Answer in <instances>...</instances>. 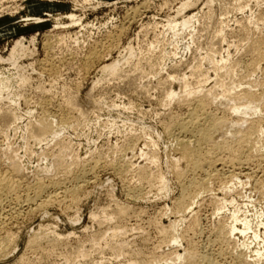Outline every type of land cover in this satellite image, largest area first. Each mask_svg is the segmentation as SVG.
Here are the masks:
<instances>
[{"label": "rangeland", "instance_id": "obj_1", "mask_svg": "<svg viewBox=\"0 0 264 264\" xmlns=\"http://www.w3.org/2000/svg\"><path fill=\"white\" fill-rule=\"evenodd\" d=\"M192 16L189 30L167 27ZM263 51L264 0H0V73L8 81L0 90V181L9 187L0 201L7 211L14 207L0 218V264H186L176 255L187 258L191 249L218 264H264L255 255L264 253ZM114 61L116 74L101 71ZM248 89L263 103L244 120L230 110L246 105L241 91ZM210 117L224 124L198 149L195 128L208 129ZM228 122L243 128L240 137ZM180 123L192 125L188 148L210 162L236 161L232 152L240 151L249 178L227 176L228 167L224 174L191 170L177 141ZM41 124L52 126L46 136L35 134ZM251 125L262 132L245 134ZM237 144L243 152L233 150ZM51 181L63 190L49 204ZM35 193L38 205L27 207ZM234 212L237 220L253 219L260 239L251 232L230 237ZM242 219L234 224L239 230ZM241 243L250 245L248 258L239 257Z\"/></svg>", "mask_w": 264, "mask_h": 264}, {"label": "bare ground", "instance_id": "obj_2", "mask_svg": "<svg viewBox=\"0 0 264 264\" xmlns=\"http://www.w3.org/2000/svg\"><path fill=\"white\" fill-rule=\"evenodd\" d=\"M184 3H185V2H184ZM188 3L192 5V3H190V1H189V2H187L186 4H183V5H182V8H179L178 10L183 9V10H181V11H184V8L187 9L188 7H190L191 5L188 6ZM187 6H188V7H187ZM180 7H181V6H180ZM186 9H185V10H186ZM181 11H178L179 13L177 12V15H180ZM71 16H72V15H71ZM71 16H70V18L72 19ZM193 16H194V15H193ZM193 16H192V17H189V18L187 17L186 19H185V17H184V19H182V21H180V24L177 23V22H175V21L173 20V18H172L173 21H172V20H171V21L169 20V21H168V24H167V27H168L169 29H172V30L175 29V30H176V28L178 27V25H180V27H182V28H185V27L187 28V27H188V30H189V29H190V28H189V25H191V23H193V22H192V19L194 18ZM134 17H135V16H134ZM73 18H74V17H73ZM71 19H70V20H71ZM35 20H36V19H35ZM74 20H75V19H73V21H74ZM72 23H73V22H72ZM194 23H196V22H194ZM196 24H197V23H196ZM191 27H192V25H191ZM165 28H166V26H165ZM182 28H181L180 31L184 30V29H182ZM186 30H187V29H186ZM191 30H192V29H191ZM172 32H173V31H172ZM174 32H175V31H174ZM178 32H179V31H178ZM175 33H176V32H175ZM180 33H181V32H180ZM176 35H177V37H178V33H177ZM176 35L174 34V36H176ZM174 36H173V37H174ZM175 40H177V39H175ZM19 42H21V41H19ZM174 42H175V41H174ZM17 44H19V43H17ZM14 45H15V44H14ZM19 45H20V44H19ZM151 45H152V44H151ZM175 46H176V45H175ZM259 46H260V45H259ZM261 46H262V45H261ZM259 48H260V47H259ZM153 49H154V48H153ZM11 51H12V50H11ZM20 51H21V50H20ZM151 51H153V50H151ZM14 52H16V51L14 50ZM22 52H24V51L22 50ZM263 52H264V51H263ZM13 54H14V53H13ZM13 54L10 55V56H12V60H13ZM20 54H21V53H20ZM20 54H18V55H20ZM249 55H250V54H249ZM263 55H264V54H263ZM23 56H24V55H23ZM18 57H19V56H18ZM261 57H262V56H261ZM9 58H10V57H9ZM15 59H16V58H15ZM159 59H160V58H159ZM162 60H163V59H162ZM1 61H2V60H1ZM10 61H11V60H10ZM147 61H148V60H147ZM15 62H16V61H15ZM15 62H14V63H15ZM125 62H126V61H125ZM10 63H11V62H10ZM240 64H241V63H240ZM257 64H258V63H257ZM118 65H120V64H118V62H115V61H114L113 63H110L109 65H105L104 67H102V70H101V71H103V72H107V73H105V74H109V73H110L111 75H112V74H116L117 71H118V68H119ZM237 65H238V64H237ZM16 66H17V65H16ZM235 66H236V65H235ZM159 67H160V66H159ZM221 68H222V67H221ZM215 71H216V70H215ZM118 73H119V72H118ZM224 75H225V74H224ZM222 76H223V75H222ZM223 77H224V76H223ZM218 78H219V77H218ZM116 79H117V78H116ZM167 79H168V78H167ZM246 79H247V78H246ZM181 80H182V79H181ZM218 81H219V80H218ZM7 82H8L7 79H4V78L2 77V74L0 73V90H1L2 88H4V87L7 86V84H8ZM184 83H185V82H184ZM223 83H224V82H223ZM185 84H186V83H185ZM185 84H184V85H185ZM189 86H190V85H189ZM233 86H234V85H233ZM233 86H232V87H233ZM235 86H236V85H235ZM180 87H181V86H180ZM185 87H186V86H185ZM187 87H188V85H187ZM225 87H226V86H225ZM227 87H228V86H227ZM183 88H184V87H183ZM192 88H193V87H192ZM233 88H234V87H233ZM188 89H189V88H188ZM228 89H229V88H228ZM196 90H197V89H196ZM168 91H169V90H168ZM209 91H210V90H209ZM211 91H212V90H211ZM225 91H226V90H225ZM229 91H231V89H230ZM247 91H249V89L246 90V92H245L244 90L241 91V92H243V93H242L243 95H241V96H242L241 98H242L243 101L246 102V105H244L243 107H242L241 105H240V107H239V106L236 107V105H235V107H234V105H232L233 108H232V106H230V107L232 108V109L230 108L232 111H231V110L229 109V107H228V109L230 110V113L232 112L234 115H236V117H237V115H239V114L241 115V116H238V117H240V118H243L242 116H243V115L246 116V114H248V113H249V114H250V113H251V114H253V113L255 114V112L260 108V107H259L260 103H263V102H262V99H263L264 96H263L262 98H259V99H258V98H257V95H256V98H255L254 95H252L253 93L251 94V91H250L249 93H248ZM186 92H189V93H190V91H186ZM186 92H184V96H185L186 94H188L187 96H191L192 94L194 95V93H196V92H193V90H192L193 93H191V95H189V93H186ZM206 92H207V91H206ZM238 92H239V91H238ZM260 92H261V91H260ZM185 93H186V94H185ZM202 93H203V92H202ZM207 93H208V92H207ZM226 93H227V92H226ZM226 93H225V94H226ZM0 94H1V93H0ZM168 94L170 95V93H168ZM209 94H210V93H209ZM227 94H228V93H227ZM227 94H226V95H227ZM239 94H241V93H239ZM173 95H174V93H173ZM196 95H197V94H195V96H196ZM198 95H199V93H198ZM201 95H202V94H201ZM201 95H200V96H201ZM233 95H234V94H233ZM233 95H232V96H233ZM205 96H206V95H205ZM205 96H204V97H205ZM224 96H225V95H224ZM229 96H231V95L229 94ZM232 96H231V97H232ZM168 97H169V96H168ZM173 97H175V96H173ZM215 97H216V96H215ZM259 97H260V96H259ZM171 98H172V97H171ZM224 98H225V97H224ZM228 98H229V97H228ZM233 98H234V97H233ZM169 99H170V98H169ZM174 99H175V98H174ZM179 99H180V98H179ZM194 99H195V98H194ZM202 99H204V98H202ZM225 99H227V98H225ZM235 99H236V98H235ZM235 99H234V101H235ZM237 99H238V98H237ZM170 100H171V99H170ZM180 100H181V99H180ZM184 100H185V99H184ZM230 100L232 101L231 98H230ZM259 100H261V102H260ZM161 101H162V100H161ZM195 101H196V100H195ZM228 101H229V100H228ZM240 101H241V99H240ZM243 101H242V102H243ZM199 102H200V101H199ZM199 102H198V104H199ZM209 102H210V101H209ZM232 102H233V101H232ZM236 102H237V101H236ZM195 103H197V102H195ZM229 103H230V102H229ZM233 103H234V102H233ZM238 103H239V102H238ZM238 103H237V104H238ZM200 104H201V105H199L198 111L202 110L203 107H204V106H202V104H204V102H203V103L201 102ZM205 104H206V105H205L204 108L206 109V108H207V107H206V106H207L206 100H205ZM243 104H245V103H243ZM186 105H187V104H186ZM208 105H209V104H208ZM238 105H239V104H238ZM262 105H263V104H262ZM260 106H261V105H260ZM197 107H198V106H197ZM261 107H262V106H261ZM263 107H264V106H263ZM196 109H197V108H196ZM196 109L193 110V112H192V114H191V117L189 116V117H190V120H191V124L194 123V122L196 123V121H197V119H198V116H197L198 111H197V113H196V112L194 113V111H195ZM260 109H261V108H260ZM260 109H259L258 111H261ZM203 110H204V109H203ZM229 110H227V111H229ZM227 111H226V112H227ZM263 111H264V110H262V112H263ZM200 112H201V111H200ZM262 112H260V114H261ZM203 113H204V112H203ZM230 113H227V114H230ZM263 113H264V112H263ZM263 113H262V114H263ZM199 114H200V113H199ZM209 114H210V113H209ZM215 114H216V113H215ZM227 114L225 113V115H227ZM249 114H248V115H249ZM254 114H253V115H254ZM257 114H258V113H257ZM10 115L12 116V114H10ZM189 115H190V114H189ZM204 115H206V114L204 113ZM255 115H256V114H255ZM201 116H202V115H201ZM206 116H207V115H206ZM227 116H228V115H227ZM245 116H244V117H245ZM249 116H250V115H249ZM183 117H184V116H183ZM199 117H200V116H199ZM211 117H212V116H211ZM211 117H210V118H211ZM214 117H215V116H214ZM231 117H232V116H231ZM236 117H235V121L237 120ZM238 117H237V118H238ZM252 117H253V116H252ZM203 118H204V117H203ZM205 118H206V117H205ZM212 118H213V117H212ZM212 118H211V119H212ZM217 118H219V117H217ZM229 118H230V116H229ZM240 118H239V120H237V121H240ZM245 118H246V117H245ZM247 118H248V117H247ZM249 118H250V117H249ZM259 118H260V117H259ZM176 119H177V117H176ZM206 119H207V118H206ZM211 119H210V120H211ZM219 119H220V118H219ZM223 119L225 120V118H223ZM232 119H233V118H232ZM232 119H231V120H232ZM243 119H244V118H243ZM256 119H257V118H256ZM256 119H254L255 122H256ZM70 120H71V119H70ZM190 120H189L188 123H190ZM201 120H202V119H201ZM220 120H222V119H220ZM220 120H218V119H212V121H208V122H212L211 125L209 126V127H211V129H209V127H208V129H206V128H207L206 126H205V127H206L205 129H201L202 126H201V128H198V127L195 128V131H194L195 135H194V137L197 136V139H196L195 142H196V145H198V149L201 148V147L204 148V145H202V144H207V143H208V145H209V142H212V141H210V140H213V139H211V137H210V136H211V135H210V134H211L210 132H211L212 129L214 130V128H216V129L219 128L220 125H221V127H222V124H224V123H223V120H222V121H220ZM226 120H227V119H226ZM244 120H245V119H244ZM248 120H249V119H248ZM257 120H258V119H257ZM259 120L262 121V117H261ZM263 120H264V119H263ZM44 121H45V119H44ZM183 121H184V120H183ZM205 121H207V120H205ZM205 121H204V122H205ZM235 121L233 120L234 124H235ZM251 121H252V119H251ZM41 122H42V121H41ZM184 122H186V121H184ZM225 122H227V121H225ZM233 122H230V123L228 122V124H230V126H231V124H232ZM188 123H180V124H178V126H179V130H178L179 132H178V133H180V136H177V137H178V138H177V141H178L179 145H181V149H182V153H183V156H182V155H181V156H182L183 158H186V160L189 162L190 166L192 167V168H190L191 170H192V169H194V170H195V169H199V170L201 169L200 171H202V169H203L204 167L207 166V167L210 168V169H211V167H212V169L215 171V173H220V172H222V174H224V173H225V172H224V169L228 167V168H230V169H232V170H230V171L228 170V171H227V176H234L235 179L238 178V177H240V176H247L246 173H245V174H242V171H244L243 167H245V165H248V159H247V161H246L247 163H243V162H241V161L244 160V159L241 158L242 160H239V158H238V156H237V154L240 155V153H239L240 151H239L238 153H235L236 150H237L236 148H239V150H241V151L243 152V150H242L243 147L241 148V146L239 145V144H240L239 142H238L239 144H237V145L240 146V147H235V148H233V150L236 149L235 152H232L233 150L230 148V149L232 150L231 152L234 153V154H236L235 156H237V157L234 156V159L236 158V159H235L236 161H234L233 159H232V160L230 159L231 161L228 160V162H226L227 159H229V158H233V156H230V154H229L230 157L227 158V159H226V157H225V159H226L225 162H222V163L219 162V165H218V163H217V164L215 163L217 160H216L215 162H214V161H211V162H210V161L206 160L207 157H206V159H205V158H202V157H204L205 154L201 157V156H200V155H201L200 152H199V153L197 152V151H199V150H197L196 148H193V149H196L197 151H196V150L194 151V150H191V149L188 148V145L190 144V140H191V139H190L191 137L189 136V134L192 135V137H193V133H192V132H193V129H192V127H191L192 125L189 126V127H191V129H192V131H191V130L189 129V127H188ZM206 123H207V122H206ZM239 123H240V124H239ZM239 123H238L239 126L241 125V123L243 124L242 121L239 122ZM244 123H245V122H244ZM252 123H253V121H252ZM252 123H250V124H252ZM3 124H4V123H3ZM199 124H201V123L199 122ZM204 124H205V123H203V125H204ZM226 124H227V123H226ZM226 124H225V125H226ZM236 124H237V122H236ZM236 124H235V125H236ZM238 124H237V125H238ZM250 124H249V125H250ZM253 124H254V123H253ZM257 124H259V121L256 123V125H255V124H254V125L257 126ZM6 125H7V124H6ZM112 125H113V124H112ZM195 125H197V123H196ZM201 125H202V124H201ZM225 125H223V126H224V128L226 129ZM232 125H233V124H232ZM246 125H247V121H246ZM246 125H245V126H246ZM254 125H251L250 127H248V128H247L248 131L245 129V131H247V132H245V134H248V135H249V133H252V132L254 133V131H256V130L258 129V128L255 129ZM35 126L37 127V126H39V125H35ZM50 126H51V125H50ZM50 126H49L48 124H47V126H46V124H45V125H44V124H43V125L41 124V125H40L39 127H37V128L34 127L35 130H36V131H35V134H36V133H40L41 136H46V135L50 132V128L52 127V126H51V127H50ZM207 126H208V123H207ZM226 126H227V125H226ZM239 126H236V129L234 128L235 126H234V127L231 126V127L233 128L232 130H233L234 132H235V130H236V132L239 131V137H240V135H241L240 132H244V131H243V128L241 127V129H240ZM241 126H242V125H241ZM243 127H244V126H243ZM246 127H247V126H246ZM246 127H245V128H246ZM258 127H259V125H258ZM32 128H33V127H32ZM224 128H222V129H224ZM52 129H53V128H52ZM167 129H168V128H167ZM227 129H230V128H229V125H228ZM234 129H235V130H234ZM239 129H240L241 131H240ZM258 130H259V132H262V131H260V130H262L261 128H259ZM51 131H52V130H51ZM61 131H62V130H61ZM168 131H169V130H168ZM215 131H216V130H215ZM215 131H214V132H215ZM233 131H232V133H233ZM53 132H54V131H53ZM229 132H230V131H229ZM236 132H235V133H236ZM259 132H258V135H257V136H259ZM59 133H60V131H59ZM176 133H177V131H176ZM232 133H230L231 136H232ZM253 133H252V134H253ZM256 133H257V132H256ZM256 133H255V135H256ZM56 134H57V136L59 135L58 133H56ZM171 134H173V133L171 132ZM236 134L238 135V133H236ZM242 134L244 135V133H242ZM252 134H250V136L253 137ZM261 134H262V133H261ZM0 135H1V134H0ZM49 135H50V134H49ZM53 135H55V134H53ZM212 135H213V134H212ZM237 135H234V136H237ZM248 135H247V137H250V136H248ZM3 136H4V135H3ZM38 136H39V134H38ZM51 136H52V135H51ZM257 136H256V137H257ZM39 137H40V136H39ZM49 137H50V136H49ZM52 137H53V136H52ZM52 137H51V138H52ZM55 137H56V136H55ZM55 137H54V139H55ZM239 137H238V138H239ZM241 137H242V136H241ZM245 137H246V135H245ZM245 137H244V138H245ZM247 137H246V138H247ZM41 138H42V137H41ZM44 138H45V137H44ZM140 138H141V137H140ZM195 138H196V137H195ZM250 138H251V137H250ZM189 139H190V140H189ZM222 139H223V138H222ZM242 139H243V138H241V140H242ZM36 140H37V139H36ZM51 140H52V139H51ZM193 140H194V139H193ZM219 140H220V139H219ZM231 140H233V136L231 137ZM237 140H238V139H237ZM253 140H254V139H253ZM253 140H252V141H253ZM37 141H38V140H37ZM44 141H46V140L44 139ZM234 141H236V140L234 139ZM239 141H240V140H239ZM249 141H251V140H249ZM137 142H138V141H137ZM193 142H194V141H193ZM240 142H241V141H240ZM243 142H244V140H243ZM243 142H241V143H243ZM247 142H248V141H247ZM247 142H245V144H246ZM260 142H261V141H260ZM260 142H259V143H260ZM176 143H177V142H176ZM212 143H213V142H212ZM224 143H225V142H224ZM234 143L236 144L237 141L234 142ZM214 144H216V143L214 142ZM251 144H252V143H251ZM194 145H195V144H194ZM200 145H202V146L200 147ZM212 145H213V144H212ZM212 145L210 144V146H212ZM221 145H222V144H221ZM221 145H220V146H221ZM228 145H229V144H228ZM247 145H248V147H249V143H247ZM48 146H49V145H48ZM217 146H218V144H217ZM217 146H216V145H215V146L213 145V147H215V148H216ZM223 146H225V145H223ZM223 146H222V147H223ZM235 146H236V145H235ZM263 146H264V145H263ZM263 146H262V147H263ZM193 147H194V146H193ZM196 147H197V146H196ZM208 147H209V146H208ZM208 147H206V149H208V152H209V153H212V154H213L212 156H214L215 153L212 152L213 150L210 152ZM225 147H227V150L230 152L228 146L226 145ZM229 147H231V146L229 145ZM251 147L254 148V146H251ZM262 147H260V148H262ZM203 148H202V149H203ZM215 148H214V149H215ZM218 148H219V147H217L216 151L218 150ZM220 148H221V147H220ZM220 148H219V150H220ZM260 148H259V149H260ZM206 149H205V150H206ZM211 149H213V148H211ZM211 149H210V150H211ZM222 149H223V148H222ZM225 149H226V148H225ZM243 149H244V148H243ZM246 149H247V148H246ZM246 149H245V150H246ZM250 149H252V148H250ZM255 149H256V148H255ZM259 149H257V150H259ZM263 149H264V148H263ZM178 151H179V150H178ZM180 151H181V150H180ZM206 151H207V150H206ZM224 151H225V150H224ZM237 151H238V150H237ZM255 151H256V150H255ZM245 152H246V151H245ZM182 153H181V154H182ZM209 153H208V155H209ZM257 153H258V151H257ZM259 153L261 154V151H259ZM41 154H42V153H41ZM144 154H145V153H144ZM206 154H207V153H206ZM247 154H248V152H247ZM101 155H102V154H101ZM241 155H242V154H241ZM245 155H246V154H245ZM250 155H251V154H250ZM256 155H257V154H256ZM41 156H42V155H41ZM147 156H148V155H147ZM246 156H247V155H246ZM263 156H264V155H263ZM143 157H144V156H143ZM182 157H181V158H182ZM210 157H211V156H210ZM243 157H244V156H243ZM254 157H255V156H254ZM257 157H258V156H257ZM257 157H255V158H257ZM261 157H262V156H261ZM55 158H56V157H55ZM152 158H153V156H152ZM208 158H209V157H208ZM216 158H217V157H216ZM247 158H248V157H247ZM250 158H251V157H250ZM255 158H254V159H255ZM57 159H58V158H57ZM153 159H155V158H153ZM153 159H152V161H153ZM211 159H213V158H211ZM221 159H222V158H221ZM245 159H246V158H245ZM258 159H260V158L258 157ZM262 159H263V157H262ZM150 160H151V159H150ZM209 160H210V159H209ZM219 160H220V159H219ZM237 160H238V161H237ZM255 160H256V159H255ZM111 161H112V160H111ZM183 161H184V159H183ZM187 161H186V162H187ZM244 161H245V160H244ZM256 161H257V160H256ZM92 162H93V161H92ZM186 162H185V164H187V166H188L189 164L186 163ZM249 162H250V161H249ZM251 162H252V161H251ZM260 162L262 163V161H260ZM263 162H264V159H263ZM11 163H12V162H11ZM84 163H85V162H84ZM94 163H96V162L94 161ZM97 163H98V162H97ZM214 163H215V164H214ZM252 163L254 164V162H252ZM252 163H251V164H252ZM54 164H55V163H54ZM98 164H99V163H98ZM98 164H97V165H98ZM255 164H256V163H255ZM255 164H254V165H255ZM257 164H259V163H257ZM260 165H261V164H260ZM260 165H259V166H260ZM262 165H264V163H263ZM16 166H17V165H16ZM248 166H249V165H248ZM248 166H247V168H248ZM92 167H93V166L91 165V168H92ZM261 167H263V166H261ZM89 168H90V167H89ZM91 168H90V169H91ZM93 168L95 169L96 167H93ZM257 168H258V167H256V169H257ZM66 169H67V168H66ZM94 169H93V170H94ZM173 169H174V168H173ZM175 169H176V168H175ZM187 169H188V168H187ZM5 170H6V169H5ZM177 170H178V169H177ZM177 170H176V171H177ZM199 170H198V171H199ZM226 170H227V169H226ZM249 170H250V169H249ZM263 170H264V169H263ZM16 171H17V169H16ZM91 171H92V170H91ZM187 171H188V170H187ZM195 171H196V170H195ZM195 171H193V173H196ZM203 171H204V170H203ZM203 171H202V173H205V172H206V170H205V172H203ZM207 171H208V170H207ZM214 171H213V173H214ZM2 172H3V171H2ZM85 172H86V171H85ZM179 172H180V171H179ZM179 172H176V173L179 175V177L183 176V173H181V172L179 173ZM209 172H210V171H209ZM211 172H212V171H211ZM223 172H224V173H223ZM248 172H249V171H248ZM86 173H88V171H87ZM89 173H90V172H89ZM145 173H146V172H145ZM191 173H192V172H191ZM191 173H190V174H191ZM207 173H208V172H207ZM213 173H212V174H213ZM228 173H230V175H228ZM205 174H206V173H205ZM205 174H204V175H205ZM210 174H211V173H210ZM220 174H221V173H220ZM233 174H234V175H233ZM85 175H87V174H85ZM85 175H84V176H85ZM155 175H157V174H155ZM197 175H198V174H197ZM235 175H236V176H235ZM82 176H83V172H82V174H81V177H82ZM88 176H89V175H88ZM88 176H87V177H88ZM159 176H160V175H159ZM185 176H186V175H185ZM202 176H203V175H202ZM205 176H206V175H205ZM225 176H226V175H225ZM227 176H226V177H227ZM31 177H32V176H31ZM191 177H192V176H191ZM193 177H194V176H193ZM193 177H192V178H193ZM247 177H248V176H247ZM2 178H3V177H2ZM45 178H46V177H45ZM85 178H86V177H85ZM89 178H90V177H89ZM182 178H184V177H182ZM204 178L207 179V177H204ZM204 178L201 179V180L204 181ZM223 178L225 179V177H223ZM228 178L230 179L231 177H228ZM248 178H249V177H248ZM0 179H1V178H0ZM3 179H6V178L4 177ZM3 179L0 181V193H1V191H2L4 188H5V189H6V188H7V189L9 188V187L7 186L6 183L4 184V182H6V181H5V180L3 181ZM22 179H24V178H22ZM153 179H154V178H153ZM159 179H160V178H159ZM159 179H158V180H159ZM161 179H162V178H161ZM232 179H233V178H232ZM245 179H246V178H245ZM7 180H8V179H7ZM13 180H14V179H13ZM78 180H79V179H78ZM145 180H146V179H145ZM176 180H177V179H176ZM181 180H182V179H181ZM184 180H186V179H184ZM193 180H194V179H193ZM195 180H196V179H195ZM230 180H231V179H230ZM230 180H228V181H230ZM239 180H240V179H239ZM57 181H58V180H57ZM79 181H80V180H79ZM81 181H82V179H81ZM84 181H85V180H84ZM154 181H155V180H154ZM160 181H161V180H160ZM199 181H200V180H199ZM214 181H215V180H214ZM214 181H213V182H214ZM224 181H225V180H224ZM236 181H237V180H236ZM247 181H248V180H247ZM9 182H10V180H9ZM51 182H52V181H51ZM162 182H163V181H162ZM188 182H189V181H188ZM190 182H191V181H190ZM239 182H240V181H239ZM52 183H53V184H52ZM52 183H51L52 185L55 184V182H52ZM59 183H60V182H59ZM195 183H196V182H195ZM198 183H199V182H198ZM198 183H197V184H198ZM201 183H202V182H201ZM221 183H222V182H221ZM226 183H227V181H226ZM229 183H231V182H229ZM240 183H241V182H240ZM8 184H9V183H8ZM38 184H39V183H38ZM43 184H44V183H42V185H43ZM187 184H188V183H187ZM227 184H228V183H227ZM9 185H11V184H9ZM12 185H13V184H12ZM47 185H48V184H47ZM49 185H50V184H49ZM52 185H51V186H52ZM56 185H57V184H56ZM59 185H60V184H58L57 186L54 185V187H53V186L51 187V188H52V191H53V189H54V195H52L50 198L47 197V198H49V199H47L48 201H46V202L49 203L51 200H53V201L55 200V198H56V194H55L56 191H59V190H60V191L62 192L63 189H62V187L59 186ZM158 185H160V184H158ZM179 185H180V184H179ZM191 185H193V183H191V184L188 185V186L190 187ZM194 185H196V184H194ZM222 185H223V184H222ZM238 185H239V183H238ZM165 186H166V185H165ZM200 186H201L202 188H204L202 185H200ZM239 186H240V185H239ZM260 186H261V185H260ZM37 187H39V186H37ZM37 187H36V188H37ZM151 187H152V186H151ZM189 187H188V188H189ZM198 187H199V185H196V188H197V189H198ZM201 187H200V188H201ZM233 187H234V185H233ZM47 188H49V186H45V187H44V185H43L42 190H46ZM184 188L186 189L187 186L184 187ZM192 188H193V187H192ZM194 188H195V187H194ZM196 188H195V189H196ZM234 188H235V187H234ZM37 189H38V188H37ZM185 189H183V190H185ZM190 189H191V188H190ZM207 189H208V188H207ZM9 190H11V188H10ZM35 190H36V189H35ZM35 190H34V191H35ZM40 190H41V188H39V191H40ZM146 190H147V189H146ZM180 190H181V189H180ZM37 191H38V190H37ZM37 191H36V192H37ZM161 191H162V190H161ZM190 191H191V190H190ZM190 191L188 190L189 193L187 192V194H190ZM193 191H194V190H193ZM7 192H8V190H7ZM7 192H6V193H7ZM42 192H43V191H42ZM42 192H39V193L41 194ZM44 192H45V191H44ZM182 192H184V191H182ZM197 192H198V191H197ZM39 193H38V194H39ZM184 193H186V192H184ZM184 193H183V194H184ZM191 193L194 194L195 191H194V192H191ZM227 193H228V192H227ZM262 193H263V192H262ZM262 193H261V194H262ZM35 194H37V193H35ZM38 194H37L36 196L33 195V196H34L33 198H30V196H29V198L25 201V202H26L25 204L28 205L27 207H30V206H36V204H37L36 202L38 201V200H37V198H38ZM51 194H52V192H51ZM51 194H50V195H51ZM0 195H1V197H2V194H0ZM200 195H201V194H200ZM6 196H7V195H6ZM47 196H48V195H47ZM57 196H58V195H57ZM197 196H198V195H197ZM263 196H264V195H263ZM181 197H183V196H181ZM185 197L187 198V197H189V196H185ZM183 198H184V197H183ZM186 198H185V199H186ZM219 198H220V197H219ZM222 198H223V197H222ZM0 199H1V198H0ZM185 199H184V201H185ZM188 199H189V198H188ZM195 199H196V197H195ZM195 199H194V200H195ZM42 200H43V199H42ZM191 200H192V199H191ZM191 200H190V201H191ZM194 200H193V201H194ZM4 201H5V199H4ZM17 201H19V200H16V202H17ZM178 201H179V200H178ZM180 201H181V200H180ZM186 201H187V200H186ZM190 201H189V202H190ZM222 201H223L222 204L224 205V203H225L226 200H225V201L222 200ZM232 201H234V200H232ZM232 201H231V202H232ZM51 202H52V201H51ZM206 202H207V201H206ZM214 202L216 203V201H214ZM217 202H219V201H217ZM229 202H230V201H229ZM231 202H230V203H231ZM2 203H3V202H2ZM17 203H18V202H17ZM179 203H180V202H179ZM179 203H178V204H179ZM182 203H183V200H182ZM226 203H228V202H226ZM49 204H50V203H49ZM113 204H114V203H113ZM183 204H184V203H183ZM183 204H180V205H179V208H181L180 210H183V209H182V207H183L182 205H183ZM185 204H186V205H185ZM185 204H184V205L187 206V203H185ZM193 204H195V203H193ZM232 204H233V203H231V206H232ZM22 205H23V204H22ZM22 205H21V206H22ZM37 205H38V204H37ZM176 205H177V204H176ZM191 205H192V203H191ZM228 205H229V204H228ZM247 205H248V204H247ZM16 206H17V205H15V207H16ZM18 207H19V205H18ZM39 207H40V205H39ZM189 207H190V206H189ZM223 207H224V206H223ZM8 208H9V207H8ZM20 208H21V207H20ZM179 208H178V209H179ZM185 208H186V207H185ZM224 208H225V207H224ZM224 208L221 207V210L224 209ZM16 209H17V207H16ZM233 209H234V207H233ZM180 210H179V211H180ZM219 210H220V209H219ZM221 210H220V211H221ZM12 211L14 212V207L11 208V206H10L9 211H7V209H6V210L4 209V207L2 206L1 201H0V218L4 217L5 215L10 214ZM234 211L236 212V210H234ZM237 211L239 212V209H238ZM6 212H10V213H6ZM235 212L231 214V215H232L231 217L229 216V217L231 218V223L229 224V227L227 228L228 230H226L227 233L230 235V237H231L232 235H234L235 233H237V232L240 233V234H242V235H244V234L247 233V232H251L252 239H253V240H258V238H259V237H258V232H257V231H254V230H257L258 228L253 230L254 227L252 228V226H251V221H253V219L250 220V219H249L248 217H246L245 215H244L245 217H244L243 219H242V218H239V220L242 219V220H241V222H242V224H241L242 226H241V227L243 228V229L239 230V229L236 227V225H234V224H236V223L239 221V220H237V217H236V213H235ZM217 213H218V211H217ZM229 213H231V212H229ZM11 214H12V213H11ZM17 214H18V213H17ZM247 214H248V213H247ZM259 214H260V213H259ZM259 214H258V215H259ZM256 215H257V214H256ZM259 216H260V215H259ZM259 216H258V217H259ZM261 217H262V216H261ZM253 218H254V217H253ZM259 218H260V217H259ZM226 219H227V218H226ZM111 220H112V219H111ZM258 220H259V222H260V219H258ZM225 221H226V220H225ZM255 221H256V220H255ZM227 222H228V219H227ZM223 223L226 224L224 221H223ZM238 223H239V222H238ZM220 224H222V223H220ZM256 224H257V223H256ZM256 224H255V225H256ZM258 224H259V223H258ZM258 224H257V225H258ZM174 225H175V227H176V223H175ZM174 225H173V226H174ZM222 225H223V224H222ZM171 226H172V224H170V226H168V227H171ZM173 226L171 227L172 229L170 228L169 230H171V231L174 230ZM225 226H226V225H224V227H225ZM218 227H219V226H218ZM224 227L221 226L220 228H222V229H220V230L222 231V230L226 229V228H224ZM216 228H217V227H216ZM165 229H166V228H165ZM166 231L168 232L167 229H166ZM221 231H220V232H221ZM175 232H176V231H175ZM168 233H169V232H168ZM170 233H171V232H170ZM172 233H173V232H172ZM200 233H201V232H200ZM227 233H225V234H227ZM8 234H9V233H8ZM163 234H164V233H163ZM221 234L224 235V232L221 233ZM5 235H6V233H5ZM242 235H241V236H242ZM261 235H262V234H261ZM220 236H221V235H220ZM249 236H250V235H249ZM222 237H223V236H222ZM213 238H214V237H213ZM176 239H178V238L175 237V239H174V236H173V240H172V239H170V240L173 241L172 243H174V242H176ZM220 239H222V238H220ZM224 239H225V238H224ZM232 239H233V238H232ZM232 239H231V240H232ZM259 239H260V238H259ZM192 240H193V239H192ZM222 240H223V239H222ZM231 240H229V241H231ZM32 241H33V240H32ZM171 241H170V242H171ZM227 241H228V240H227ZM233 241H234V239H233ZM261 241H262V240H261ZM261 241H260V242H261ZM35 242H36V241H35ZM262 242H263V241H262ZM176 243H178V242H176ZM176 243H175V244H176ZM222 243H223V242H222ZM225 243H226V241H225ZM169 244H170V243H169ZM194 244H195V243H194ZM210 244H211V243H210ZM251 244H252V243H251ZM173 245H174V244H173ZM241 245H242V243L240 244V247L238 246V248H243V249H241L240 252H238V253H239V257L245 258V257H247L246 255H248V251H249V249H250V248H249L250 245H249V244H244V243H243V245H242L243 247H241ZM262 246H263V245H262ZM228 247H229V246H228ZM234 247H235V245H234ZM234 247H233V248H234ZM260 247H261V246H260ZM235 248H236V247H235ZM235 248H234V249H235ZM238 248H237V249H238ZM209 249H210V248H209ZM261 249H262V248H261ZM238 250H239V249H238ZM186 251H188V250H186ZM252 251H254V250H252ZM262 251H264V250H262ZM175 252H176V251H175ZM194 252H195V251H194ZM194 252H192V249H191V252H189V253L187 252V258H185V257H181L180 254H179L180 256H178V254L176 253V254H177V255H176V256H177V259H176V260H178V259L180 260V259L183 258V259L185 260V263H186V264H199V263H200V264H203V262H204V264H218L215 260H214L215 262L212 260L213 258H210L211 256H207L206 254L203 255V253H202V256L198 257L199 253H198V255L196 256V255L194 254ZM196 252H197V251H196ZM183 253H184V252H183ZM185 253H186V252H185ZM204 253H205V252H204ZM246 253H247V254H246ZM255 253H256V254H255ZM255 253H254V254H255L258 258H262V257H264V253H263V252H260V251H257V250H256ZM196 254H197V253H196ZM184 255L186 256V254H184ZM209 255H210V254H209ZM232 255H234V253H233ZM236 255H237V254H236ZM182 256H183V254H182ZM256 256H255V257H256ZM145 258H146V257H145ZM247 258H248V257H247ZM171 259H172V258H171ZM240 259H241V258H240ZM262 259H263V258H262ZM173 260H174V259H173ZM176 260H175V261H176ZM243 260H244V259H243ZM257 260H258V259H257ZM260 260H261V259H260ZM181 261H182V260H181ZM201 261H202V262H201ZM234 261H235V260H234ZM243 262H244V261H243ZM259 262H260V261H258V263H259ZM171 263H172V262H171ZM175 264H177V263H175ZM220 264H221V263H220ZM246 264H248V263H246ZM249 264H251V263H249ZM262 264H263V263H262Z\"/></svg>", "mask_w": 264, "mask_h": 264}]
</instances>
